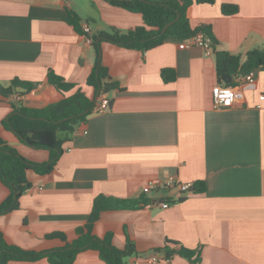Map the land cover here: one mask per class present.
<instances>
[{
	"label": "crops",
	"instance_id": "crops-1",
	"mask_svg": "<svg viewBox=\"0 0 264 264\" xmlns=\"http://www.w3.org/2000/svg\"><path fill=\"white\" fill-rule=\"evenodd\" d=\"M223 4L237 5L238 12L223 14ZM69 10L78 14L82 29L89 25L92 39L143 24L140 13L108 0H0V85L8 88L13 79L36 84L27 93L21 87L0 93V136L9 146L31 162L50 160V150L25 143L3 125L15 107H45L76 90H58L49 82L50 71L95 102L110 100L108 109L94 110L73 133L58 132L63 153L50 172L29 170L32 187L20 207L0 214V239L32 251L63 248L78 238L96 197L105 195L140 201L139 208L103 211L92 227L98 237L110 234L119 249L134 245L126 264L137 258L140 264H264V105L258 106L264 68L257 69V88L247 90L240 105L217 109L213 99V87L224 83L216 52L227 50L244 61L249 50L264 48V0L192 4V28L210 25L217 39L211 53L191 39L168 38L147 51L90 43L68 22ZM98 62L117 88L100 93L87 84ZM164 68L175 69L174 81L163 79ZM169 178L203 180L206 189L146 190L150 181ZM9 193L0 180V204ZM169 241L200 249L201 260L192 263L179 254L168 259ZM74 264L106 262L87 248Z\"/></svg>",
	"mask_w": 264,
	"mask_h": 264
},
{
	"label": "trees",
	"instance_id": "trees-1",
	"mask_svg": "<svg viewBox=\"0 0 264 264\" xmlns=\"http://www.w3.org/2000/svg\"><path fill=\"white\" fill-rule=\"evenodd\" d=\"M112 5L124 8L128 11L140 13L143 24L138 25L127 32L113 28L111 32H102L93 38V42L108 41L121 46L147 51L167 40L168 38L191 39L202 32L213 41V47L217 39L210 25L202 24L192 28L187 15L188 8L194 3L212 4L215 0H108ZM238 12V6L223 4L222 13L232 15ZM68 22L78 31L81 28L80 17L77 13L69 10ZM172 22L166 31L163 28ZM216 66L219 80L223 74L246 73L254 68H264V48H253L248 51L245 60L239 54H233L227 50L216 52ZM161 75L166 82L176 79V71L173 68H164ZM49 82L58 90L67 93L58 102L41 108L15 107V109L3 121V125L12 130L22 141L35 147L48 149L51 157L48 162L34 163L9 146L0 136V180L10 189L9 195L0 204V214L16 210L20 207V198L31 187L28 178L29 170L37 173H48L57 164L60 154L63 153L62 140L58 137L59 131L67 134L73 133L77 126L84 122L94 111L95 98H90L81 87L75 83L64 80L54 71L49 72ZM87 84L93 86L100 93L108 92L119 85L113 81L108 69L100 62L93 68L87 78ZM34 82L13 79L8 88L0 85V93L8 94L14 89L21 87L24 93L35 88ZM23 93V94H24ZM205 181L194 183L195 192H204ZM139 200L119 199L100 195L96 197L93 210L85 226L78 229V238L63 248L51 251H32L8 244L0 239V264H7L13 259L38 260L47 257L49 264H74L75 257L81 250L92 248L99 251L100 257L106 264H126L125 257L132 254L134 245L129 243L126 248L119 249L113 245L111 235L104 238L98 237L92 232L94 223L100 218L105 210L114 208H139ZM166 257L172 258L179 254L188 258L192 263L201 260L200 249H192L180 245L177 241H169L165 249Z\"/></svg>",
	"mask_w": 264,
	"mask_h": 264
},
{
	"label": "built area",
	"instance_id": "built-area-1",
	"mask_svg": "<svg viewBox=\"0 0 264 264\" xmlns=\"http://www.w3.org/2000/svg\"><path fill=\"white\" fill-rule=\"evenodd\" d=\"M84 34L87 38L88 42H92L93 39L90 36L91 29L88 24L83 25ZM192 42L195 45L201 46L205 49L207 53H211L213 50V41L212 39L205 35L204 33L200 32L191 38ZM258 68H254L246 73H238L236 75V81L232 83H219L213 87V99H214V106L217 109L220 108H230L240 105L245 99V93L249 89L257 88V73ZM18 98L20 95H16ZM259 107L264 105V89L259 92ZM110 107V100L108 97H102L101 99L96 102L94 110L95 111H104ZM178 187L182 193L192 191L194 187V182H179L174 178H169L164 181L160 180H153L150 181L147 186V191H152L155 189L163 188V187ZM169 203H163L164 207H167ZM152 260L155 261V258L152 257ZM128 264H140V259L132 260Z\"/></svg>",
	"mask_w": 264,
	"mask_h": 264
},
{
	"label": "water",
	"instance_id": "water-1",
	"mask_svg": "<svg viewBox=\"0 0 264 264\" xmlns=\"http://www.w3.org/2000/svg\"><path fill=\"white\" fill-rule=\"evenodd\" d=\"M172 22H169L165 25V27L163 28L162 30V33H164L166 31V29L168 28V26L171 24ZM223 81L225 83H232L233 82V75L229 74V73H225L223 74V77H222Z\"/></svg>",
	"mask_w": 264,
	"mask_h": 264
},
{
	"label": "rangeland",
	"instance_id": "rangeland-1",
	"mask_svg": "<svg viewBox=\"0 0 264 264\" xmlns=\"http://www.w3.org/2000/svg\"><path fill=\"white\" fill-rule=\"evenodd\" d=\"M62 132V131H59V133Z\"/></svg>",
	"mask_w": 264,
	"mask_h": 264
}]
</instances>
